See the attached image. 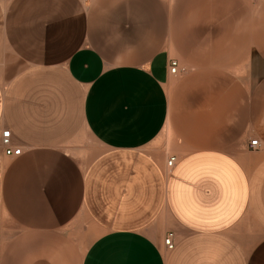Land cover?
Masks as SVG:
<instances>
[{"label": "crops", "instance_id": "obj_1", "mask_svg": "<svg viewBox=\"0 0 264 264\" xmlns=\"http://www.w3.org/2000/svg\"><path fill=\"white\" fill-rule=\"evenodd\" d=\"M0 264H264V0H0Z\"/></svg>", "mask_w": 264, "mask_h": 264}, {"label": "built area", "instance_id": "obj_2", "mask_svg": "<svg viewBox=\"0 0 264 264\" xmlns=\"http://www.w3.org/2000/svg\"><path fill=\"white\" fill-rule=\"evenodd\" d=\"M252 1H259V0H252ZM168 70L169 73L174 75L177 72H179V70H183L179 68V64L178 61L174 58L169 60L168 63ZM1 144L4 147V153L5 155H13V156H17L20 154L21 149L20 147H12L11 146V142H10V130L9 129H5L2 131L1 133ZM248 146L250 149H256L258 146V141L256 139L250 140L248 143ZM176 161L175 156H170L167 160H166V166L168 168H171L174 163ZM164 245L166 247L167 250H172L174 247V241H173V235L172 233H168L165 238H164Z\"/></svg>", "mask_w": 264, "mask_h": 264}]
</instances>
